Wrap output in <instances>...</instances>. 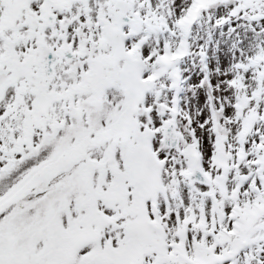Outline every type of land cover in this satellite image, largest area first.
Instances as JSON below:
<instances>
[{
  "label": "snow or ice",
  "instance_id": "snow-or-ice-1",
  "mask_svg": "<svg viewBox=\"0 0 264 264\" xmlns=\"http://www.w3.org/2000/svg\"><path fill=\"white\" fill-rule=\"evenodd\" d=\"M0 264H264V0H0Z\"/></svg>",
  "mask_w": 264,
  "mask_h": 264
}]
</instances>
